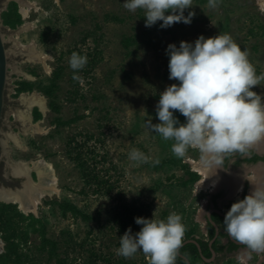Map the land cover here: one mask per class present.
Segmentation results:
<instances>
[{
    "label": "rangeland",
    "instance_id": "rangeland-1",
    "mask_svg": "<svg viewBox=\"0 0 264 264\" xmlns=\"http://www.w3.org/2000/svg\"><path fill=\"white\" fill-rule=\"evenodd\" d=\"M10 3L16 4L21 20L14 29L3 25L1 19ZM123 3L124 0H0V25L10 60L6 97L12 103L4 114L3 141L14 158L32 162L44 159L52 165L58 193L40 199L34 212L23 214L46 220L47 236L57 241L58 256L66 258L67 264H83L89 250L109 259V264H150L142 251L128 258L116 254L120 235L112 217L122 203L142 204L147 213L140 217L149 219H165L175 212L185 225L184 237L187 231L201 235V230L192 228V224L199 217L198 209L206 193H197V186L182 184L183 165L189 159L206 160L196 147H190L183 157L175 156L171 151L174 141L164 140L146 125L148 120L159 123L155 112L159 93L178 83L169 79L165 51L168 44L179 47L180 41L194 42L200 35L208 38L228 33L242 50L247 49L256 74L264 77V12L257 0H219L215 7H210L208 0H191L192 6L184 13L187 16L194 12L191 23H174L166 29L159 27L162 21L146 27L144 10L129 11ZM23 7L28 8L26 18L21 14ZM250 29L254 35L249 34ZM85 34L89 36L82 43ZM126 38L133 41L128 47L122 45ZM30 45L42 55L41 60L28 58L24 47ZM74 47L86 52L96 47L101 54L95 67L79 79L77 90L82 99L76 97L71 102L67 91L72 90L69 59ZM57 67L63 69L55 92L57 113L49 110L47 98L39 91L17 92L22 82L48 83ZM251 90L264 101V78ZM31 95L42 97L46 108L44 112L34 106L30 109L32 124L40 129L36 132L16 118L17 112L26 109L22 98ZM34 110L40 114L38 119L34 118ZM77 116L78 120L64 126L53 123L56 118L69 121ZM88 136H92L90 140ZM71 139L84 144L82 151L89 158L88 164L93 165L94 159L99 176L113 184L108 194L97 195L94 185H84L76 164L67 155L74 146L67 145ZM133 148L141 150L147 161L129 160ZM88 149L94 154H87ZM101 153L106 160L100 159ZM63 199L76 205L89 219L62 216L54 203ZM140 228L138 225L136 232ZM38 241L36 235H31L28 250L32 264H55L54 259L47 260L46 253L36 251ZM72 242L82 243L83 248ZM243 255L220 258L211 264H264V251ZM243 257H247L245 261ZM96 264L104 263L98 259ZM191 264L202 263L195 260Z\"/></svg>",
    "mask_w": 264,
    "mask_h": 264
},
{
    "label": "clouds",
    "instance_id": "clouds-1",
    "mask_svg": "<svg viewBox=\"0 0 264 264\" xmlns=\"http://www.w3.org/2000/svg\"><path fill=\"white\" fill-rule=\"evenodd\" d=\"M219 0H208L215 7ZM264 12V0H257ZM191 0H124L129 11L144 10L145 26L158 21L161 29L174 23L190 24L194 12L185 10ZM169 79L176 80L159 93L155 112L159 123L146 121L147 127L164 140L174 141L172 153L183 157L190 147H196L206 161H215L226 153H244L254 142L264 139V101L252 91L264 78L248 59L247 49L241 48L230 34L219 33L194 42L168 44ZM87 56L73 52L69 65L82 69ZM78 78L74 76V79ZM185 117L181 123L174 112ZM128 159L145 162L148 157L133 148ZM158 163V161H156ZM140 225L133 233L129 227L120 236L116 254L125 258L142 251L150 264H174L182 245L185 225L182 217L172 212L165 219L135 217ZM224 231L235 241L255 251H264V187L254 186L243 199L234 202L223 220Z\"/></svg>",
    "mask_w": 264,
    "mask_h": 264
},
{
    "label": "trees",
    "instance_id": "trees-1",
    "mask_svg": "<svg viewBox=\"0 0 264 264\" xmlns=\"http://www.w3.org/2000/svg\"><path fill=\"white\" fill-rule=\"evenodd\" d=\"M197 2H203L205 0H193ZM1 19L3 25H6L12 29L18 26L21 23L20 16L16 10V4L10 3L7 10L2 13ZM116 21V19H113ZM250 35H254V30L250 29ZM46 33H43V38L45 37ZM88 34H85L81 38V42L84 43L88 38ZM131 39H124L122 41V45L124 47L130 46ZM77 52L81 55L87 56V63L86 65L79 70L71 69L69 82L72 86V90L67 91V100L73 102L76 97H80L82 99V95L78 93L77 87L79 85V79L82 76H86L98 63L97 60L100 58L101 51L98 50L96 47L90 51H84L80 47H74L71 51ZM63 69L61 67H57L56 70L52 73V76L48 80V83L44 82H37V83H28L22 82L20 83L17 92L23 91H30V90H37L42 95H44L48 100V107L49 110L57 113L59 110L58 104L55 102V92L58 89L57 80L60 79ZM74 76L78 77L74 79ZM174 114L179 118L180 122H185V117L182 116L178 111L174 112ZM40 116L37 110H34V118L38 119ZM80 116L74 117L69 121H63L61 119L56 118L53 123L56 126H64L69 124L70 122H74L78 120ZM92 136L86 137V139L90 140ZM99 141V139H98ZM74 144V146L72 145ZM68 146H73L68 151L67 155L73 160L76 164L77 169L81 175V178L84 182L85 186L90 187L91 185L95 186L94 192L97 195L108 194V192L114 189L112 183L109 182L107 178L103 176H99V173L96 169V163L94 159H91L93 165H89L88 159L84 157V152L82 151L84 144L82 143H75L74 139L69 140L67 142ZM92 150V149H91ZM88 149L87 154H91L94 151ZM86 154V155H87ZM94 154V153H93ZM104 155V156H103ZM102 153L99 155L102 161L106 160L105 154ZM165 161V160H164ZM162 161V163H164ZM91 166V167H90ZM183 173H184V180L182 181L183 185H189L193 181L197 179L196 173L189 171L187 165H183ZM103 190V191H101ZM104 192V193H103ZM59 212L62 216H66L69 214L73 218H80L82 220H88L89 217L83 213L76 205L68 200H62L59 202H55ZM147 211L144 210V206L142 204H137L132 202L130 203H122L116 207V211L113 214V222L116 226V232L118 235L121 236L129 227H131L132 232L136 233V228L138 225L134 222L135 217H140L142 214H146ZM63 234L66 233L67 236H70L67 232H62ZM212 234V231H211ZM31 235H36L38 238V244L36 245V251L38 253H46L47 260H55V264H67L66 258H61L58 256V243L57 241L53 240L52 238L47 236V222L42 218H35L32 214L25 216L21 212H19L16 207L12 204H4L0 203V238L4 243L3 252L0 253V264H32L33 258L30 257L29 254V247L28 245ZM188 239H194V235L190 231H187L185 237L183 238L182 242ZM71 238L69 239L70 242ZM198 244L201 246V241L197 240ZM74 245H78L82 247V243H75L72 242ZM221 248V246H218ZM26 250V251H25ZM185 256L190 258L193 255H199L197 248L192 243H187L181 246L176 254L174 264H186L184 259L179 257V255ZM100 259L104 264H109L110 260L107 258H101L93 251L90 252L89 255L84 259L83 264H96ZM118 264H134L132 262L120 261Z\"/></svg>",
    "mask_w": 264,
    "mask_h": 264
},
{
    "label": "flooded vegetation",
    "instance_id": "flooded-vegetation-1",
    "mask_svg": "<svg viewBox=\"0 0 264 264\" xmlns=\"http://www.w3.org/2000/svg\"><path fill=\"white\" fill-rule=\"evenodd\" d=\"M11 104L8 103L5 95L3 119L0 121V139L2 140L4 136L1 130L6 127L4 114ZM36 108L38 109V107ZM3 143V147L0 143V189L7 191L9 194L21 193L26 182L35 184L38 181L36 172L32 170L31 164L33 162L25 161L23 158H14L12 151L5 142ZM199 160L196 159V161ZM206 162L211 166L209 177L215 181V185L200 191L206 194L201 200L198 209L199 217L195 219L196 224H192V228L196 227L201 230V235L194 236V239L196 242L199 240L204 244L201 246L198 244L200 248V252L197 249L199 255H193L190 258L183 256L187 259L188 264L195 260L202 264H211L220 258L234 257L239 253L246 255V253L255 251L232 239L224 231L223 220L226 212L234 202L243 199L253 190L254 186L264 187V140L257 144L253 143L244 153H226L217 157L215 161ZM23 165L29 167L27 175L14 174L13 169L17 166L25 167ZM187 166L189 171L194 172L189 163H187ZM196 175L198 176L197 179L189 185L197 186L200 175L198 173ZM0 203L12 204L19 212L24 213L16 203H7L1 200ZM28 213L32 212L29 211ZM218 246H221V248ZM187 262L185 261L186 264Z\"/></svg>",
    "mask_w": 264,
    "mask_h": 264
},
{
    "label": "bare ground",
    "instance_id": "bare-ground-1",
    "mask_svg": "<svg viewBox=\"0 0 264 264\" xmlns=\"http://www.w3.org/2000/svg\"><path fill=\"white\" fill-rule=\"evenodd\" d=\"M21 14L23 18H26L28 15V8H22ZM26 55L30 60H41L42 55L34 50L32 45L28 47H24ZM23 104L26 105V109L24 111H19L16 114V118L22 122L27 129H32L33 131H39L40 129L37 125L32 124L30 109L33 106L38 107L41 112L45 111L44 100L40 96L31 95L28 97L22 98ZM264 140V139H261ZM261 140H258L254 143H259ZM187 162L193 168V171L200 175V180L197 183V192L204 191L211 185H215V181L210 179L209 174L211 171V166L206 161L196 162L195 160L189 159ZM24 164V163H23ZM22 165V164H21ZM32 170L36 172L38 181L33 184L30 182H26L21 193L9 194L7 191L0 189V200L4 202H13L18 204L19 208L24 212H34L36 206L38 205L40 199L45 197H50L54 194L58 193L56 188V177L54 175V170L52 165L49 162H46L43 159H39L32 163ZM25 166V165H23ZM27 167H15L14 174H24L27 175ZM1 248V243H0ZM247 257H243L245 261Z\"/></svg>",
    "mask_w": 264,
    "mask_h": 264
},
{
    "label": "water",
    "instance_id": "water-1",
    "mask_svg": "<svg viewBox=\"0 0 264 264\" xmlns=\"http://www.w3.org/2000/svg\"><path fill=\"white\" fill-rule=\"evenodd\" d=\"M9 53L8 50H6L5 47V41L3 39V34H2V29H1V25H0V121L3 119V106H4V99H5V95H6V91H7V75H8V65H9ZM4 141L2 139H0V143L1 146L3 147ZM2 243V242H1ZM187 243H192L194 244L198 251L200 252V248L198 243L195 241V239H188L182 242V245H185ZM3 251V243L1 245L0 248V253H2ZM178 251V250H177ZM179 257H181L182 259H184L187 262V259L183 256H181L180 254H178ZM188 264V262H187Z\"/></svg>",
    "mask_w": 264,
    "mask_h": 264
}]
</instances>
